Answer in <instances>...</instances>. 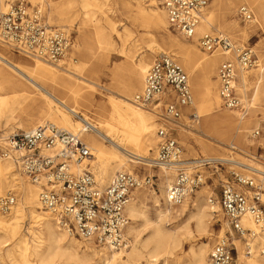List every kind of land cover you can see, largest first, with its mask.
I'll return each instance as SVG.
<instances>
[{
  "label": "bare ground",
  "instance_id": "6f19581e",
  "mask_svg": "<svg viewBox=\"0 0 264 264\" xmlns=\"http://www.w3.org/2000/svg\"><path fill=\"white\" fill-rule=\"evenodd\" d=\"M144 1L104 0L100 3L98 0H82L83 8L94 7V11L86 14L88 22H83L78 29L76 44L72 48L78 54L79 61H73L74 65L70 62L66 66L63 63L54 66L18 51L19 56H11L8 50L10 46L4 48L5 45L1 44L0 39V133H3L0 138L15 129L27 132L45 124L79 135L91 150L90 171L101 185L110 183L117 173L138 176L131 171L134 165L148 168L149 160H146L145 155L152 151L155 145L154 114L157 115L161 104L155 106L153 112H149L134 104L132 97L143 88L145 76L154 60L151 55L169 53L179 62L191 80L203 79L205 82H210V76L215 75L216 66L221 61L231 60L233 56L231 53L215 52L211 57L204 58L192 45L196 39L191 41L190 45L182 47L183 45L180 46L170 39L158 38L148 45L149 55L141 53L128 58L126 43L133 34L124 27L123 30H118L123 24V19L129 20L134 26L139 25L140 20L148 19L152 21L156 33L169 27L163 9L160 12L146 9ZM149 1L152 6L157 4L156 0ZM5 2L6 0H0L1 8ZM239 3L256 8L264 15V1L261 0H217L214 11L207 12V8L204 10L197 32H216L213 31V25H216L219 31H225L241 44L246 42L257 25L241 28L237 18L234 15L233 19L230 17L232 10ZM49 5L51 10L58 8L55 3ZM101 5L104 7L102 15L105 25L95 18V10L103 9L99 8ZM114 38L121 41L119 53L127 56L128 61L124 79L115 82V86L108 89L94 81L90 75L89 64L93 59H97L94 56L95 48L108 53L116 50ZM259 49L264 48L260 46ZM101 58L108 60V57ZM249 77L250 74L246 71L237 74L236 87L243 106L242 113L238 115L234 113L238 110H227L230 113L224 112L210 116L209 120H203V128L211 131L221 145L227 142L232 126L242 137L249 131L251 118L248 116L250 110L255 108L252 97L249 98L248 86L253 84L256 87L253 94H259V87L264 83V64L260 65V69L254 74V80L251 81ZM98 88L108 91L111 96L108 104L96 110L94 120L80 116L82 107L90 108L93 105L95 90ZM261 95L264 98V90ZM212 100L213 105L219 108V97L214 94ZM84 122L91 127V132L84 130ZM170 124L183 136V125L178 122ZM255 126H258L257 122ZM221 145L202 144L201 149L207 156L219 154L208 156L207 159L234 161L219 152V149L227 151ZM228 152H235L238 156L251 159L250 161L254 160L241 151L232 149ZM257 163L254 162L252 166L241 164L264 170V167H256ZM160 179V194L150 193V198L157 207L156 218L151 219L142 208L141 204L146 196L136 195L144 189L133 192L127 206L130 223L126 233L132 240L130 248L127 251L115 252L98 248L91 242L81 243L60 230L45 211L43 215L40 214L42 208L38 201L39 188L30 185L28 180H23L15 172L11 162L1 163L0 196L11 186L10 190L16 192L18 201L9 217L0 214V260L4 257L11 258L16 253L20 261L14 264H53L56 260L68 264H207L211 248L209 242L203 239L212 236L209 220H213L221 212L219 205H208L207 200L211 194L208 190L205 192L206 197H190L181 206L170 207L166 200L167 189L172 184L170 172L161 171ZM26 214L32 221L25 234H22ZM182 219H186L184 223L169 228L170 221ZM138 222L142 223L137 226ZM243 224L245 228L257 234L253 247L254 244L258 245L260 255H241L242 245L236 242L239 254L235 264H264V229L259 231L248 219H244ZM222 233L220 229L218 234ZM196 237L202 241L197 246L191 245L189 251L183 255L185 244L193 242ZM242 256L243 261L239 262Z\"/></svg>",
  "mask_w": 264,
  "mask_h": 264
},
{
  "label": "built area",
  "instance_id": "2783aa9c",
  "mask_svg": "<svg viewBox=\"0 0 264 264\" xmlns=\"http://www.w3.org/2000/svg\"><path fill=\"white\" fill-rule=\"evenodd\" d=\"M209 2L163 0L162 9L169 28L184 41L196 39L199 49L207 54L231 53L233 59L223 61L217 69L218 97L225 110L243 111L236 89L237 74L257 68L259 60L252 48L235 44L227 34L211 31L198 36ZM237 17L243 23L254 19L247 6L238 9ZM0 39L14 50L51 65L62 62L72 48L68 31L48 26L41 8H32L25 0L0 11ZM133 102L142 109L161 104L160 119L171 123L179 122L182 111L193 105L189 78L171 54L155 57ZM84 130L92 131L87 124ZM262 134L264 124L251 138ZM156 136V155L149 166L170 172L172 184L166 192L170 207L181 206L207 186L211 192L208 205L218 204L226 218L230 231L212 247L207 264H233L239 254L236 242L243 243V255H254L257 234L245 228L243 221L248 219L259 231L264 229V170L237 160L203 157L186 161L173 129L159 126ZM90 158L91 150L79 135L51 124L0 138V164L11 162L39 188V204L60 230L100 248L126 251L130 248L127 206L133 192L154 187V178L117 173L102 186L90 172ZM16 204L17 197L8 191L0 197V213L10 214Z\"/></svg>",
  "mask_w": 264,
  "mask_h": 264
},
{
  "label": "rangeland",
  "instance_id": "374dc122",
  "mask_svg": "<svg viewBox=\"0 0 264 264\" xmlns=\"http://www.w3.org/2000/svg\"><path fill=\"white\" fill-rule=\"evenodd\" d=\"M15 1H17V0H6L3 8L0 7V11L5 12L8 5L15 2ZM98 1L101 3L104 0H98ZM156 1H157V4L152 6L151 2L149 0H145L143 3L144 7L146 9H149V10H156V11L160 12L162 9L163 0H156ZM261 1H264V0H261ZM25 2L29 6H31L32 8H35V7L41 8L42 13L44 15V18H45L48 26H50L52 28L67 30L71 36L72 46H74L76 44V38L78 36V29H79L80 25L83 22H88V20H89L87 18L86 14L94 11V7H90L88 9L83 8L82 7V0H42L40 2L38 0L35 2H31L30 0H25ZM216 2H217V0H210L209 6L207 7V12L208 11L212 12L215 10ZM52 3H55L56 7H58V8H56L55 10H51V8H50L51 6L49 4L52 5ZM242 6H247V5L244 3L237 4L235 6V8L232 10V14L230 15V17H232V19H233L234 17L232 15H234L237 18L238 24L241 28H250V26H252V25H257L255 28V31L249 35V38L246 42L241 44L239 42V40L234 39L225 31H219L217 29L216 25H213V31L216 30V32H218V31L223 32L224 34H227L235 44H237L239 46H243V47H250L254 50V52L257 55L258 60H259V62H258L259 67L257 66V68H255V69H252L250 71H246L247 73L250 74L249 78L252 81L255 79L254 74L256 72H258V69H260V65L264 64V57H263L264 56V49L263 50L259 49L260 46L264 48V15L260 14L258 9L248 6V8L253 13L254 19H253V22H251V23H243L237 17V11ZM99 8H103V9H102V11L97 10V9L95 10V18L100 20L101 24L105 25V23H104L105 20L103 19V15H102V12H104V7H102V5H101ZM254 21H255V23H254ZM123 27L126 30H130V32L133 34L132 38L126 43V45H127L126 46V50H127L126 53H128V55H129L128 58L133 57L135 55H139L141 53H143V55H149L150 53L147 51L148 45L151 42H153V40H158V38L170 39L172 42H174L180 46L183 45L182 47H186L187 45H190V43H191V42L184 41L176 32L171 30L169 27L164 28V29L158 31V33H156L154 31L152 21H149L148 19L140 20V24L137 26H134L129 20L123 19V24H122V26H120L118 28V30H123L124 29ZM205 32H211V31H205ZM205 32H201L200 34L198 33V36L205 33ZM1 44H4V43L1 42ZM121 44H122L121 41L115 39L116 50L114 52H110V53H108L106 51H98L97 48H95L94 56L97 57V59L92 60V62L89 64V69H90V75L92 76L94 81H96L100 86L111 89L115 86L114 85L115 82H121L124 79V77L126 75V67H127L128 59L126 58L127 56L121 55L119 53ZM4 45L5 46L2 45L4 48L6 46H8L6 44H4ZM192 45H194L196 47V50L198 51L200 56H202L204 58H209L212 56V54H207V53H204L202 50H200L198 45H197V41L195 43H192ZM11 48L12 47H9V49H8L10 52V55L11 56L13 55L16 57L19 56V53L16 50H14L13 48L12 49ZM216 54H219V53H216ZM156 56H157V54H152L151 58L155 59ZM101 57H108V60L106 58L103 59ZM73 61H75V62L79 61V56L75 52V50L73 48H71V50H70L69 54L66 56V58L62 62H60L58 65L63 63L66 66V64H68L70 62H72V64H73ZM222 62L223 61H221L216 66V73H215V75L212 74L210 76V82L209 81L205 82L203 79L197 81L195 78H193V80H191L189 78L188 74L186 73V71L183 69L189 78L190 88H191V92H192V95L194 98L193 105L188 107L187 110L185 109L182 111V118L178 122L179 125H183V128L185 129L184 132L182 133L183 136H180L179 131L172 124H170V122L167 123V122L160 119V115L162 114V109L158 108L157 109V111H158L157 115L154 114V121L156 124V130H155V140L156 141H155V145H154L153 150L148 152L147 155H145L147 158L146 160L150 161L156 155V149H157V143H158V139L156 138L157 137L156 132H157V128L159 126H165L166 128H172L175 131V138L178 141L179 145L183 149V157L185 160H187V159H189V160L200 159L203 157L207 158L208 156H219V154L208 155V156L205 155L201 149V145L202 144L212 145V146H213V144L221 145V143H219V141L215 140V136L213 135V133L211 131L207 130L206 128H203V123H204L203 120L204 119L209 120L210 116L214 117V116L219 115V114L224 113V112L230 113L221 106L220 102H219V108L217 106L213 105V100H212L214 94L218 97L219 85H218L216 77H217L218 66ZM176 63L179 64L178 61H176ZM54 66H56V65H54ZM208 83H209V85H208ZM237 83H238V80H237ZM248 88H249V90H248L249 98L252 97V100H253L252 103H254V108H255V109L252 108L250 110V113L248 116L251 118V124L248 127L249 131L245 134L244 137H242L239 135L237 130L235 131L234 126H232V129H230V136L228 137L227 142L224 145H221L222 147L226 148L227 151H225L223 149L220 150L219 148H217L215 146L214 147L216 149H219V152H221L222 154L224 153L226 155V157H230V159H232V160H237L240 163H244V164H247L250 166H252L254 164V162L255 163L260 162V163H257L258 165L256 164V167L262 168V167H264V134H262L261 136H259L256 139H252L251 135L255 130L261 128L262 124H264V98L261 95L262 91L264 90V83L259 87V92H258L259 94H257L256 96L253 94V91L256 89V87H254V85L251 84L250 87L248 86ZM236 89H237V87H236ZM136 93L137 92H135L134 95ZM110 97L111 96L109 95L107 90H105L103 88L96 89L95 94H94V98H93V102H92L93 105L90 108L82 107L80 109L79 115L80 116L83 115L84 117L87 116L93 120L96 119V116H95L96 110L100 106L107 105ZM154 107H155V105H153L149 108H145L144 110H147L149 112H153L152 110ZM234 113L239 115V113H242V111L238 110L237 112H234ZM256 122L258 124L257 127L255 126ZM12 123L13 122H11V125H13ZM13 132H23V131L15 129L12 132H8L6 134V136L13 133ZM2 135H3V133H0V136H2ZM6 136H4V137H6ZM106 145H109V144L106 143ZM232 149L234 151H237V152L241 151L245 155H248L249 157L254 158V160L250 161L251 159L238 156V154H236L235 152H233L234 154L231 152H228ZM193 154H195V156ZM88 164H89V167H91L90 162ZM149 167L150 166H148V168ZM230 167H232V166H230ZM131 168H132L131 171L135 174H138V176H141V177L151 176L154 178V187L153 188L144 189L143 191L138 192L136 194V195L144 194V196H146V198L143 201V204H141V205H142V208L145 211L146 215L154 220L156 218L157 207L155 206L152 199L150 198V193L154 192V193L160 194V188H161V183H162L161 179H160V172L163 170L160 168H153V167L148 169L147 167L142 166V165H134ZM14 170L16 173H18L21 176V178H23V180L27 181V179L21 175V173L18 171V169L15 166H14ZM235 170H236V168H235ZM27 182L31 185V183L29 181H27ZM107 184H109V182L106 184H103L102 186H105ZM10 189H11V186H9L7 188L6 193L8 191H11ZM208 190H210V188H206L204 186L198 193L195 194V196L193 198L196 199L200 195L201 196L204 195V197H206L205 192H207ZM202 191H204V192H202ZM13 193L17 197L16 192L14 191ZM203 200H205V199L203 198ZM191 201H192V199L190 200V202ZM162 202H163V200H162ZM190 208L191 207L189 206V209ZM39 212L42 215L44 213V211L42 209ZM10 214H7V215L1 214V215L3 217H9ZM47 215L49 216L50 220L53 222V218L48 213H47ZM185 220L186 219H182L179 221L178 220H172L168 223V224H170L169 228L170 227L171 228L177 227V226L181 225L182 223H184ZM31 221L32 220H31L30 216L26 214L24 217V220H23V224H22V226H23L22 227V229H23L22 234H25L26 229L29 226V224L31 223ZM209 222H210V226H211V230H212V236L209 238H204L203 241L209 242L210 248L212 249V247L215 245L217 240L219 238L223 237L226 232L230 231V229L228 227L226 218L224 217L222 212L218 213L216 215V217L213 218V220L210 219ZM141 223L142 222H138L136 225L139 226ZM220 229L223 232L222 235L218 234ZM127 237L129 238L130 244H131L132 240H131L130 236L127 235ZM256 238H257V236H256ZM201 241H202V239H198V237H196L193 242L186 243L184 246V249H183V255H185L189 251L191 245L197 246L198 243H200ZM80 242L82 243L83 241H80ZM240 243H241L242 248H243V243L242 242H240ZM254 246H255L256 251H257V252L255 251V254L260 255L258 245L254 244ZM96 247H98V246H96ZM98 248H100V247H98ZM97 250H99V249H97ZM5 251H6V249L3 252L4 254H5ZM240 254L242 255L243 251ZM236 259L237 258L235 257L233 264H235ZM19 261H20V259H19L18 255L16 253H14L11 258L4 257L3 260H0V264H14V262H19ZM238 261L239 262L243 261V256ZM53 264H68V263L63 262L61 260H56ZM141 264H144V263H141Z\"/></svg>",
  "mask_w": 264,
  "mask_h": 264
}]
</instances>
